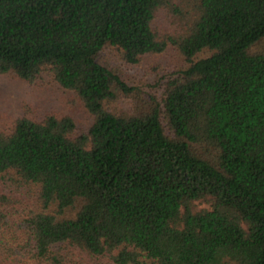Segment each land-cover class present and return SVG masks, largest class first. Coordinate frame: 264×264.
<instances>
[{
	"label": "trees",
	"instance_id": "16d2710c",
	"mask_svg": "<svg viewBox=\"0 0 264 264\" xmlns=\"http://www.w3.org/2000/svg\"><path fill=\"white\" fill-rule=\"evenodd\" d=\"M0 74L93 118L0 127V264H264V0H0Z\"/></svg>",
	"mask_w": 264,
	"mask_h": 264
},
{
	"label": "rangeland",
	"instance_id": "374dc122",
	"mask_svg": "<svg viewBox=\"0 0 264 264\" xmlns=\"http://www.w3.org/2000/svg\"><path fill=\"white\" fill-rule=\"evenodd\" d=\"M160 15L164 16L162 13ZM165 25L166 21L159 22V26L166 27ZM179 60L172 50L150 57L139 70L128 71L136 77L130 80L142 83V80L151 79L157 73L162 74L167 69L170 70ZM127 107L124 105V108ZM48 113L71 116L78 131L87 130L93 119L77 95L55 83L47 80L30 83L12 75L0 74L1 128L25 115L40 120Z\"/></svg>",
	"mask_w": 264,
	"mask_h": 264
}]
</instances>
